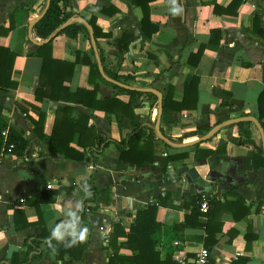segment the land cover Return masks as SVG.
<instances>
[{
	"label": "crops",
	"instance_id": "obj_1",
	"mask_svg": "<svg viewBox=\"0 0 264 264\" xmlns=\"http://www.w3.org/2000/svg\"><path fill=\"white\" fill-rule=\"evenodd\" d=\"M231 1L177 0L183 12L175 17L169 11L168 0L151 1L150 21L158 30L150 37L141 31L140 8L128 0H67L65 6L75 10V16L89 24L93 21L105 34L95 41L104 73L109 78L132 87L159 90L163 106L169 88L172 100L180 102L183 84L198 77L195 108L181 110L177 120L163 108L159 123L161 132L169 139L189 142L199 137L186 135L194 131L198 123L211 127L216 124L224 114V108L220 107L223 101L232 106L230 117L252 115L264 123V116L259 118L257 109L258 96L264 90V0H242L237 8L230 6ZM45 2L0 0V46L16 54L11 80L17 84L14 89L0 90L1 116L21 130L27 141L22 156L0 154V233L3 234L0 264H18L23 258L25 241L40 234L42 225L50 231L57 222L65 221L60 209L77 203L85 207L82 226L88 228L81 258L71 260L65 253L62 259H56L45 244H41L40 257L28 264H108L111 250L107 243L113 224L120 223L123 230L128 231L136 211L162 197L165 204L157 207L155 221L161 227L185 222L176 232L182 240L178 237L171 244L181 247L172 254L178 264H194L197 251L204 247L205 229L210 238L216 239L208 247L216 264H264V166L252 165L256 151L241 143L245 134L236 126L220 129L197 146L171 148L160 140L152 141L154 161L140 166L121 160L115 145L109 143L100 153H94L90 177L81 181V186L76 184L78 177L88 173L91 163L87 159H65L59 151L48 148L56 112L66 106L85 114L87 125L94 127L96 143L99 138L120 140L131 132L133 122L149 127L154 124L157 97L151 93L154 97L144 94L132 99L133 120L129 110L120 112L123 116L120 125L114 112L86 107L74 102L76 99L36 100L35 90L43 86L39 78L42 60L28 52H34L43 39L36 36L33 27L29 30V26L41 13ZM214 4L217 12H214ZM214 29L220 31V38L218 43L208 46L210 32ZM122 36H127L128 47L119 56ZM200 45L207 46L197 59L194 54ZM50 46L52 57L62 62H74L76 53H81L70 80L62 85L63 95L82 98L75 94L76 90L92 91L93 83H97L96 101L116 97L129 102V95L121 90L123 87L104 79L100 72V76L90 80V67L83 62V55L95 61L88 31L76 37L64 33L55 35ZM40 114L43 115L42 125L34 127L32 120L36 121ZM68 116V112L58 115L57 130H66L57 136L58 141L71 137L68 146L82 150L76 144L79 132L71 133L68 129L71 123ZM243 127L251 130V122ZM256 129L250 133V140L261 146ZM85 137L92 139L91 134ZM220 142H224L222 154L195 157L196 149L215 150ZM144 143H147L146 138L140 140V144ZM181 153H187V157L169 159ZM230 166L235 178L232 184L205 179L210 170L224 174ZM190 168L198 172L194 183L205 186L204 193H196L193 184L184 189L182 175ZM85 186L94 188L96 193L87 195ZM166 193L169 195L165 196ZM198 194L205 195L208 203L214 200L209 204L208 215L200 209L199 215L192 214V199ZM18 200L21 202L17 203ZM38 208L42 224L38 221ZM173 235L161 230L162 239ZM123 241L125 238L119 237L117 243ZM156 249L161 251L162 247L158 245ZM118 254L129 257L132 252L120 247ZM163 257L162 251L161 259Z\"/></svg>",
	"mask_w": 264,
	"mask_h": 264
},
{
	"label": "trees",
	"instance_id": "obj_2",
	"mask_svg": "<svg viewBox=\"0 0 264 264\" xmlns=\"http://www.w3.org/2000/svg\"><path fill=\"white\" fill-rule=\"evenodd\" d=\"M154 0H128L131 5L139 7L142 13L140 20L141 31L147 36L150 37L153 33L158 30V27L150 21V6L149 3ZM242 0H232L229 4L230 6L237 8L239 3ZM67 0H50L49 6L46 13L41 17L33 26L36 36L45 40L53 32H55L59 26L69 19L72 16L77 15L75 10L72 8H66ZM217 5L214 4V12H217ZM90 25L93 28L94 38H98L105 34L95 26L93 21H90ZM80 32L87 33L86 28L79 23H71L62 29H58L55 35L64 33L68 37H76ZM53 36L48 42H41L36 46L34 52H28L29 55H36L41 58L42 64L40 68L39 78L43 83V86L35 90V99L42 101V99H51V100H65L73 101L71 99H76L74 102L83 104L86 107L103 110L106 113L114 112L116 114L118 125L121 124L120 112L125 113L126 110H129V115L133 120V114H131V103L132 99L137 98L146 94L148 97H154L151 93H143L137 90L125 89L122 88L126 94L129 95V102L124 103L116 97L104 98L102 100H95V92L98 89V84L93 83L92 91H85L82 89L76 90L75 94L83 96L82 98L73 97V94L63 95L62 90L64 81H69L75 63L78 60V57L81 55L80 52L76 53V59L74 62L67 63L54 59L51 55V46L50 42L54 38ZM220 38V31L218 29L211 30L210 38L207 43L208 46L218 43ZM127 36H122L120 39V52L119 56H122L123 50H126L128 44L126 43ZM207 45H200L198 51L194 56L198 59L204 48ZM16 54L9 49L0 46V90L7 91L9 89H14L16 87V82L11 80V72L13 67V61ZM83 62L90 67L89 78L94 80L97 76H100L97 64L95 61H91L89 58H86V55H83ZM116 78V77H115ZM117 79V78H116ZM197 84L198 77L194 76L189 82L183 84V98L180 102H175L172 100L171 89L169 88L166 94L164 95L163 108L173 114L174 120L178 119V113L184 109H193L196 106L197 101ZM220 107L224 108V114L220 116L216 122L220 123L228 118L230 109L232 106L227 102H222ZM2 105H0V154L9 153L16 156H22L25 152L27 141L23 137V132L17 129L14 125L7 123L1 116ZM257 109L259 118L264 116V90L260 92L257 100ZM68 112V119L71 120L68 128L71 133L74 131L79 132L77 139V146L82 150H76L68 146L71 137L66 140L58 141L57 136H61L65 133L66 130L58 129L57 130V119L58 115L61 113L65 114ZM245 115V114H241ZM43 115L40 114L39 118L36 121H33L34 127H41ZM88 117L83 114L81 111L76 108L62 107V109L56 112V117L54 121V129L52 130L51 135L48 139V148L52 151H59L62 153L65 159L73 161H82L87 159L90 163H93L95 159V154L101 152V150L107 146L109 143H113L119 152V158L121 160L127 161L135 165H142L143 163H152L154 161V152L152 149L151 142L157 141L158 139L154 136L152 127H149L142 123H134L133 129L129 134L120 140H115L111 138H99L98 142H95L96 134L94 127L88 126ZM246 122H241L233 124L229 127L236 126L239 131H242L245 134L244 140L241 141L243 144H248L254 152L252 156V165L256 168L264 166V156L261 146H256L250 140V131L247 128H244ZM262 128L264 129V123L260 122ZM211 126L209 124H200L196 125V129L187 136H201L206 133ZM66 129V128H65ZM6 130V135L4 136L2 132ZM59 131V132H58ZM91 134L92 139L87 140L86 135ZM146 138L147 143L140 144V140ZM234 142H238V139L232 137ZM54 144H58L61 147H56ZM196 143L194 145H198ZM11 145V147H10ZM59 148V149H58ZM51 151V150H50ZM224 152V142H220V145L215 150H198L196 149L195 157L196 158H205L210 155H219ZM95 153V154H94ZM187 157V153L174 154L169 157L171 161L173 160H182ZM85 190V188H84ZM91 194L96 193L94 188H89ZM169 194L166 193L165 196ZM207 195V194H206ZM42 199V198H40ZM54 199V198H53ZM43 200V199H42ZM165 198H159L158 202L148 203L144 208L138 209L135 213L133 222L131 223L129 230L124 231L120 223H114L112 226V233L108 240L107 246L111 250L109 256L108 264H178L172 259V254L174 251L181 249L179 246H171L174 239H177L176 232L179 228L185 225V222L172 225L169 227L163 226L155 221V213L159 205H164ZM202 200V194L196 195L192 199V214L199 215L200 203ZM86 201V200H85ZM21 201H17L20 203ZM214 200H209V204H213ZM84 209L82 205L79 208V215L81 217V226L84 225ZM209 210V209H208ZM206 211L205 214H209V211ZM38 221L42 224L41 220V211L38 208ZM58 224V222L56 223ZM20 226L16 223V229H19ZM164 230L168 234L173 233L174 235L168 239L167 237L161 238V230ZM206 236L204 238V247L208 248L213 245L216 239L209 237V232L207 229ZM208 232V233H207ZM51 236V230L48 231L44 225H42V231L38 235L31 236L25 241V251L23 253V258L18 264H28L33 259L40 257L41 255V244L45 246L54 254L56 259H62L63 255L67 253L71 260H79L82 256L83 250L86 247V240L83 243L78 244L73 247H65L63 243L52 240V245L55 248H50L46 241ZM88 236V234H87ZM119 237H124L125 241L117 243ZM180 238V237H179ZM178 238V239H179ZM181 239V238H180ZM182 240V239H181ZM160 245L162 247L161 251L156 249ZM120 247H126L131 250L132 254L129 257L121 256L118 254V249ZM209 249V248H208ZM163 251L164 257L161 259V254ZM14 264V263H13Z\"/></svg>",
	"mask_w": 264,
	"mask_h": 264
},
{
	"label": "water",
	"instance_id": "obj_3",
	"mask_svg": "<svg viewBox=\"0 0 264 264\" xmlns=\"http://www.w3.org/2000/svg\"><path fill=\"white\" fill-rule=\"evenodd\" d=\"M49 1L50 0H46L45 2V6L43 8V10L41 11L40 14H38L36 17H34L31 21H30V26H29V30L32 29L33 25L41 18L43 17V15L46 13L48 6H49ZM71 23H79L82 24L86 30L88 31L89 34V38H90V42L94 51V58L95 61L97 63V68L101 74V76L120 86L123 88H127V89H135L141 92H148V93H153L154 95H156L157 97V116H156V120L154 122L153 125H151L154 136L162 141L164 144H166L167 146L171 147V148H184V147H188L191 146L193 144L202 142V141H206L208 139H210L211 137H213L220 129L225 128L227 126H231L233 124H237V123H241V122H251L253 123L256 128L258 129V132L260 134V139H261V148H262V152H263V156H264V129L262 128L260 122L258 121V119L252 115H243V116H237V117H230L220 123L215 124L214 126H212L206 133H204L203 135L199 136L198 138H196L195 140L189 141V142H177L174 140L169 139L168 137H166L160 130V116L162 113V93L152 87H132V86H128L125 84H122L114 79L109 78L103 70L102 67V63L100 60V56L98 54L97 51V47H96V41L94 38V33H93V28L92 26L86 21L84 20L82 17L80 16H72L69 19H67L65 22H63L58 29H62L64 27H66L67 25L71 24ZM57 29V30H58ZM53 32L50 36H48L45 40H43L44 42H48L53 36H55L56 32ZM37 44V43H36ZM129 49L131 50V46L129 47ZM92 173V163L90 164L88 173L84 176H80L77 178L76 180V184L78 186H81V181L86 180L90 177ZM183 180H184V189H187V187L190 184H193L194 188H195V192L196 193H204L205 192V186H198L197 184L194 183V179L196 177H198V172H196V170L194 168H190L188 169L186 172L183 173L182 175ZM205 179L208 181H214V180H219L220 182H222L223 184H232L235 181L234 178V172H233V167L230 166L227 171L223 174L220 173L216 170H210L207 175L205 176ZM86 197V195H85ZM84 197V198H85Z\"/></svg>",
	"mask_w": 264,
	"mask_h": 264
},
{
	"label": "clouds",
	"instance_id": "obj_4",
	"mask_svg": "<svg viewBox=\"0 0 264 264\" xmlns=\"http://www.w3.org/2000/svg\"><path fill=\"white\" fill-rule=\"evenodd\" d=\"M171 5L169 11L172 16H180L183 12V8L178 4L177 0H168ZM85 192L87 195H91L88 187L85 186ZM80 205L79 203L74 206L69 205L67 208H62L60 211L66 217L65 221H62L51 229V236L46 241L50 248H53L52 240L61 242L65 247L77 246L83 243L87 239L88 228L86 226H81V217L79 213ZM3 238V234L0 233V239Z\"/></svg>",
	"mask_w": 264,
	"mask_h": 264
},
{
	"label": "built area",
	"instance_id": "obj_5",
	"mask_svg": "<svg viewBox=\"0 0 264 264\" xmlns=\"http://www.w3.org/2000/svg\"><path fill=\"white\" fill-rule=\"evenodd\" d=\"M2 134L5 136L6 130H4ZM47 187L50 188L51 185L47 184ZM208 209H209L208 199L205 195H202V200L200 203V210L202 212H206ZM174 243L177 244L178 242H174ZM194 264H216V263L210 257V250L206 247H201L195 255Z\"/></svg>",
	"mask_w": 264,
	"mask_h": 264
},
{
	"label": "rangeland",
	"instance_id": "obj_6",
	"mask_svg": "<svg viewBox=\"0 0 264 264\" xmlns=\"http://www.w3.org/2000/svg\"><path fill=\"white\" fill-rule=\"evenodd\" d=\"M251 130L250 129H248L249 131H250V133L251 132H254V130L256 129V127L254 126V124H252L251 123ZM256 134H257V136H258V139H259V143H260V145H261V141H260V137H259V133L257 132V129H256ZM252 135V134H251Z\"/></svg>",
	"mask_w": 264,
	"mask_h": 264
}]
</instances>
